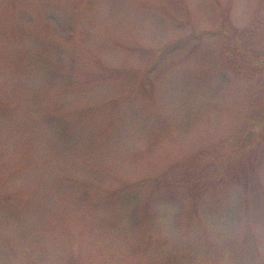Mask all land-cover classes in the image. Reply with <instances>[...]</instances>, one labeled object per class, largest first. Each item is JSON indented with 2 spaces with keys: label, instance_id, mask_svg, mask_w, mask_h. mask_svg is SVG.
Wrapping results in <instances>:
<instances>
[{
  "label": "rangeland",
  "instance_id": "1",
  "mask_svg": "<svg viewBox=\"0 0 264 264\" xmlns=\"http://www.w3.org/2000/svg\"><path fill=\"white\" fill-rule=\"evenodd\" d=\"M0 264H264V0H0Z\"/></svg>",
  "mask_w": 264,
  "mask_h": 264
},
{
  "label": "trees",
  "instance_id": "2",
  "mask_svg": "<svg viewBox=\"0 0 264 264\" xmlns=\"http://www.w3.org/2000/svg\"><path fill=\"white\" fill-rule=\"evenodd\" d=\"M209 155L204 156L202 158H198L195 161L192 160V162H185L187 164L183 163V164H179V165L173 166L172 169H169V172H165L163 174L162 179L164 180V182H166V180H168L170 182V184H172L174 182H171V181H176V178H174L172 176V173H175L177 177H183V175L186 173V171H188L187 170L188 165H193V163H199L201 160H203L204 161L203 162L204 163V165H203L204 168H203V171L202 172H203L204 175H203L202 178L198 179V181H197V186L200 185L201 183H203L202 180H204V179L206 180V178L208 176V173L207 172L209 171V173H211V171H214V165L212 164V162H208V160H205L207 157H209ZM248 165H250V164H248ZM169 174H170V177H168ZM171 177H173V178H171ZM187 184H189V183H187ZM193 186H194L193 184L192 185L189 184L186 187H188V188L191 189V187H193ZM198 189L199 188H196V190H198Z\"/></svg>",
  "mask_w": 264,
  "mask_h": 264
}]
</instances>
